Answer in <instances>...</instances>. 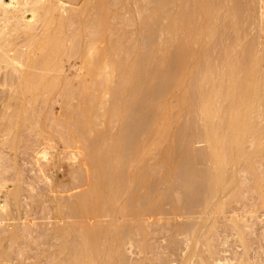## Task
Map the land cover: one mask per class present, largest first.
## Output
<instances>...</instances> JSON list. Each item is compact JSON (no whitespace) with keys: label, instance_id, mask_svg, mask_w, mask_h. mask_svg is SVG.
Segmentation results:
<instances>
[{"label":"bare ground","instance_id":"obj_1","mask_svg":"<svg viewBox=\"0 0 264 264\" xmlns=\"http://www.w3.org/2000/svg\"><path fill=\"white\" fill-rule=\"evenodd\" d=\"M10 1L11 2L9 4H6L4 2V0H0V23H2V25H0L1 26V28H0L1 29L0 30V64H2V62H3V65H2L3 68L2 67L1 68L4 69V63H5V65L10 66L8 68L14 69V70L9 69L10 71L11 70H13V71L18 70L19 73L16 72L17 76H18V74L21 75V76H19L20 81L18 82V84H17L18 86L16 88L17 92L15 91L16 93H18V95L19 94L25 95V97H26L27 94H34V93H40V92H41V95H43V96H44V94L45 95L46 94L51 95V93L55 91L57 85H60L62 82H66V83H62V85L64 84L63 85V87H64L69 82V77L67 78L66 74H65L66 76L63 75L66 78L61 77L59 75L60 74L59 71L64 70V69H61L62 67L60 68V66H62L63 63L60 62L62 60L59 61V59L61 56H62V58L64 55L66 56L67 52H66V54L64 52L66 50H68L67 49L68 44L66 43L67 48L65 47V44H64L66 42V40L63 43V40L66 37V35H65L63 38V35H64L63 34V30H64L63 27L66 24V22H67V24H69V23H72L71 22L72 20L73 21H74V19L77 20V18H76L77 16L75 15L76 13L75 14L73 13L74 16H76L75 18H73L74 16L72 15L73 19L64 15L65 14L64 11L69 9V8H66V7H68V6H66L67 4L65 2H62L61 0H10ZM96 1H98L96 6L94 7L96 9H94L93 11H96V13L98 12L101 14H99L100 16L97 19V17L96 16L94 17V14H93L95 12H92V11L90 12L91 14H93V17L91 15H90V17L95 18V23H94V20L90 18L89 23L91 26H86V27H91V28H90V30L85 29V31H83V33L85 34L86 30H87V32L88 31L91 32V33L88 32L91 35L93 32L92 29H94L93 24H95V28H99V29L98 30L96 29L97 33L94 34L93 36L96 35L95 39L98 40L101 37L104 38L105 34L108 36V34L110 33L109 31H107L109 33H106V31H105L106 28L108 30L110 29V28H108L110 26L109 25L110 21L108 20L109 22L107 23V19L109 18L107 16V10L105 9V11H103V7H105L107 4L106 0L104 1L106 3H104L103 0H96ZM160 1L162 2V4L158 7L155 6V8L156 7L157 8L156 9L154 8L155 11L151 12L152 16L150 15L149 18L152 19V17H153V19H154V20H152V21H154L153 23H156L158 21L161 22L163 19L164 20L166 19L168 21V22L166 21L168 23L167 29L170 32V34L172 35L171 36L172 38L169 37L172 40L171 41L167 40L171 43H168L165 40V42H167L168 44L164 43L165 48L162 47L163 50L160 49V47H159L160 52L158 51L157 48L153 49L154 51L148 50V51H150V52L152 51V52L150 54L146 53L149 56H147L145 54L147 56V58H145V57H143L144 53H140V51H139V47L136 44L137 41L135 42V44H132L133 42L131 43V40H130L131 38H130L127 41V43L125 41V43H126L125 45L121 44V42H122L121 38L123 37L125 39V37H126V34H125V37H124V35H122V37L120 38V36L122 34L121 33L119 36V38L121 39V40H119V42L120 41L121 42L119 43L116 40L117 43H119V44H117L116 41H113V40H112L113 44H112L111 40L109 41L111 43H108L107 41L109 39L106 40V35H105V40L103 38L100 39L102 42L101 48L97 47L98 49L96 48L97 50L96 51L94 50V52L92 53V54L95 53L94 55H92L91 57H87V59H85V58L83 59V60H87V68H86L87 70L86 71H88L87 74L91 78V79L89 78L90 79L89 81L92 82V84H91L92 86L89 85L91 88L87 87L90 90V92H89L90 94L88 95L89 96L88 99H90V96H91L92 97V101H91L92 103L91 102L86 103L89 105L87 106L85 104L86 107H84L85 109H83V111H81L82 108H80L81 110L79 109L81 111V115L79 113L80 111L78 113H79L80 117L82 116V118H79V120H78L77 117H79V115L78 116L76 115L77 119H75V120H77V121H74V120L73 121L76 122L77 125H75L76 126L75 127L73 124V126H74V128H77L78 130L80 129V131L82 133L77 130V132H80L79 134H82V135L86 134L87 135V137H86V135H84L85 138L87 139V140H85L86 142H88V141L92 142V143H90V148H91L90 153H92L91 154L92 158L91 157L90 158L92 160V162H91L93 164L92 166H94V169H92V173L94 171V174H92L93 177L91 175L92 182H90L91 179L89 180V178H88V180H89L88 182H90V184H88V186H85L86 188H88L89 191L85 190L86 188L83 189V190H85V192L82 191L83 194L80 193V196L78 195V199L76 197L75 199H77V200L74 202L71 201L72 204L70 203V206L68 205L69 209H71V211H72V216H73V213H75L74 218L75 219L77 218L78 221L77 222L75 221L74 225L65 226L66 224L65 225L61 224L63 222V220H62V222H58L54 225V227L56 226L55 233H57L55 235H57V237L60 238L62 242H59L61 244L57 243V244H59L58 253H56V255L53 257V258H55V260H52V261H54V262L56 261V263H53V264H124V263L128 262L126 260L127 258L125 259V262H124V257H126L127 255L124 256L125 252H123V251H124L125 243L127 244L129 242L128 240L131 239V237H130L131 229L133 228L134 224L137 225V226L135 225L134 227H137L138 230L142 229L141 227H143V224H144L143 222H145L142 220H144V217H147L146 215H148L149 217L151 216L152 212L154 211V210L152 211V205L156 203V200H152V198H150L151 196H149V195H148L149 196L148 198L147 197L144 198L145 202L147 201L150 204L147 207V212L140 214V216H138L139 214L137 215L138 217L136 219L139 218V220L137 221L138 223L135 222L133 224V226H132V224H129L130 219H128L127 217H129L131 215L134 216L136 213H139L136 210L138 205L135 206V203L139 204V201H140V204L142 203V205H141L142 208H144L145 205L148 204L147 202H146L147 204L143 203L144 200H143L142 195H141L142 196V198H141V196H139L137 193H135V190H136L135 184H142V185H144V187H146L147 190H151L152 187H154L153 186L154 183L157 181L156 178H154L153 176H150L149 171H148L149 169L147 170V167L149 168V166H146L147 163L144 164L146 161L147 154L149 153L151 147H152V150H154V148L158 149V147H159L158 145L161 146V144H164V143L166 144L167 148L164 149L165 150V152H163L164 156L163 155L162 156H163V160L165 161V163L166 164L168 163V166L169 165L171 166V167H169L171 169H172V165H175L177 160H179L181 163L186 162L184 164L187 166H190V167L193 166L194 164L196 165V163H203V164H206L208 166L206 168V171H205L206 172V176H205L206 181H204L205 183L204 182L201 183L200 181L197 182V183L204 184L203 189L200 186L201 187L200 189L203 190V192L201 194L202 195V201H199V203L201 202L202 204L198 205V210H197V208H196V210L194 209L195 207H197L195 201H194L195 207L192 206L193 202H192V205H190L191 207H189L188 204H191V203H189V200H187V199L186 200L188 202L181 204V201L183 199V195H187V198L188 197L192 198L193 194L195 195V192L197 190L191 189V186H192V184L194 186L195 182H193V180L197 176H195L192 180L191 176L189 175L188 179L189 178L191 179L190 180L191 183L188 180L186 183H185L186 180L183 181L184 185L183 184L181 185L182 182L179 183L180 184L179 186L181 188H182V186L183 187L186 186L187 189L192 190V191L194 190L195 191L194 193H192V191L187 192L186 191L187 189L183 188L186 190H185V193L181 194L179 192H181L182 189L180 190L179 188H176L180 191L177 192L176 193L177 196L174 197V204H173L174 212L172 211V215L174 213V215L177 218L183 219V221L184 220L185 221L191 220L190 219L191 216L193 217L196 214L200 215V217H197L195 219V220H197L198 223H196V222L193 223V224H196L195 226H193V224H192L193 229H192V227H189V229L185 228V230H184V227H186V225H187V222H184V223H186V225L183 227V229L180 230V232L183 230L184 235H186V236L190 235V237H191V238L189 237L190 240L195 239V241H196V242L194 241L196 244L194 246L195 249L192 252L193 255L192 254L189 255L188 253H185L186 256H184V258H183V264H195V262H193L194 258H199L200 262L196 261L197 264H199V263L200 264H209L208 263L209 261L206 260L208 258H204L203 255L197 254V252H199L197 250V248H198V246H200L199 244L202 243V241H201L202 237H200V238L198 237V234H199L200 230L202 229L201 225L204 222L207 224L210 221L214 224V222L219 217V215L224 214V211L226 210L225 207L227 205V202L225 201V199L230 198V197L232 198L234 192L241 190V187H242L241 184L243 182V181H241V179H242L241 175H243L244 177L246 175L252 176L253 180H252V178L250 180V182H252L251 190H254V192L256 191V193L261 194V197H264V183H263L264 179H262L263 175H261L262 177L260 176V174L257 171V170H259V168H257L258 166L256 167V165L260 163L259 161H264V0H185V2H187V3L189 2L187 9L183 8L182 1H184V0H172L171 3H168L169 1H167V2L162 1V0H160ZM85 3H87V1ZM88 4L94 5L95 3L93 2V4H92V2H91V4L90 3H88ZM108 5H110V4H108ZM138 5H136V6L138 7ZM167 5H169L168 7H172V8L170 9L171 11L167 10V13H166L165 12L166 10L164 9V7H166ZM256 5H258V6L256 7ZM181 6H182V8H181ZM83 8H85V7H83ZM83 8H81V9H83ZM106 8H107V6H106ZM122 8H123V6H122ZM138 8L140 9V7H138ZM138 8L136 9V11L138 10ZM98 10H100L101 12ZM163 10H165V11H163ZM256 10L258 11L257 14L255 13ZM69 11H71V10L69 9ZM82 11H79L80 14L78 15V21L81 20V17L85 14V12L83 14ZM89 11L90 10H88L87 13ZM72 12H74V11H72ZM139 13H140V10H139ZM108 14H110V11H108ZM113 14L114 13H112V15ZM141 14H142V12H141ZM140 15H139V17H140ZM256 15L260 16V17H258L259 18L258 22L260 21L259 22L260 26H259V23L257 22L258 27H260V29L259 28H257V29H259V31L261 32L260 34H262V35H260L259 33H257L260 35V37L257 34L254 36L252 35L255 32V30H253L254 29L253 26L256 25L255 24L256 23L255 21L257 20ZM69 19H72V20H69ZM83 19H86V17ZM111 19H112V17H111ZM76 20H75V22H76ZM86 20H88V19H86ZM91 21H93V23ZM54 22L57 23L56 24L57 26L55 25L57 27L56 29L51 28V26ZM83 22H82V24H83ZM141 22L143 23V21H141ZM150 22L151 21H149V23ZM40 23L42 24L43 33L40 31V29H36V28H39V27H37V25ZM85 24H87V23L84 22V26H85ZM107 24H108V26H107ZM112 24H113V22H112ZM78 25H80V24L79 23L77 24V28H80V26L78 27ZM137 25H140V23ZM71 26H72V24H71ZM142 26H144V25L142 24ZM142 26L140 25L141 29L144 28ZM155 27H156V25H155ZM77 28H76V31H77ZM101 28L104 30H102ZM145 28L147 29V27H145ZM52 29H54V30H52ZM67 29L69 30V28H67ZM100 29H101V31H99ZM112 29H114V27H112ZM37 30L40 31V33L42 34L41 35L42 37L40 35H39L40 37L37 36V34H36V32L38 33ZM83 30H84V28H83ZM94 31H95V29H94ZM145 31H148V30H145ZM149 31H152V33H153L154 30L149 29ZM259 31H256V32H259ZM101 32H103V33H101ZM104 32H105V34H104ZM155 32L156 31H154V33ZM12 33L24 34L26 37V40L29 39L28 40L29 43L32 40L38 39V41H36L37 42L36 44L39 46L40 51L38 50V52L41 54L40 59H38V57L35 59H34V57L32 58L33 54H31V52H32L31 49H34L36 47V45H34L35 47L33 45H31L32 47H34V48H31V46H28L30 44H28V45L26 44L28 41L23 42L26 44L27 49H28V47L31 48V49L27 50L26 52L25 51H19L16 49L14 50L12 47H11L12 49L11 48L9 49V47L12 46V43H13V41H11V38H9ZM147 33H149V32H147ZM154 33H153V36H154ZM101 34L102 35L104 34V35L102 36ZM110 34H112V33H110ZM143 34L141 33V35H143ZM78 35H77V38H78ZM99 35H101V37ZM138 35H140V34L138 33ZM18 36H21V38H22L20 40L21 42H22V40L25 39V38L23 39V37H24L23 35H18ZM12 37H13V34H12ZM14 37L17 38L16 36H14ZM86 37L88 38L89 36L86 35ZM70 38H72V37H70ZM87 38H86V40L88 41L89 38L88 39ZM119 38L117 37L116 39H119ZM18 39H20V38H18ZM18 39H17V41H18ZM74 39L76 40L75 36H74ZM74 39H72V40L74 41ZM92 39L93 40H91V39H89V40H91V42L95 41L94 37ZM124 39H123V41H124ZM17 41H16L15 45L17 43H19V45H20L21 43L17 42ZM70 41L68 40L67 42H70ZM87 41L84 43L86 45V47L84 45H82L85 49L88 46ZM104 42H106L107 44L103 47V45L105 44ZM128 42L130 43V45L128 44ZM23 43H22L23 46L20 45V46H22V48L20 47L21 49L25 48V46H24L25 44H23ZM100 44H99V46H100ZM70 45H71V43H70ZM91 45H93V44L91 43ZM13 47H15V46H13ZM83 47H82V49H83ZM87 49L89 50V48H87ZM93 49H95V48H93ZM75 50H76V47L72 51H75ZM88 50L84 51V49H83L82 51L88 52ZM156 50L158 52H155ZM161 50H162V52H161ZM214 51L218 52V54L216 53L217 55H215ZM10 52H12V54ZM211 52H214V53H211ZM34 53H35L34 54V56H35L36 52H34ZM155 53L156 54L158 53L161 55L159 56L157 54L159 56L158 57L157 55H155ZM86 54L88 55V53H85L84 56ZM59 62L61 64L60 66H59ZM19 67L22 69L24 68V69L23 70L19 69ZM146 68L149 69V72L151 71L152 75H151V73H150V75L144 74V72H145L144 70ZM149 72H147V73H149ZM56 73H59V74H56ZM12 74H14V73H12ZM61 74H62V72H61ZM12 76H14V75H11V77ZM14 77H12V78H14ZM161 78H163L167 81L166 82L163 80L167 84V88H166V84L165 83L163 84L162 88H164V86H165L164 91H162L163 94L161 93L160 85L157 82V81H159L158 79H160L162 81ZM0 80H1V77H0ZM153 80H155L157 83ZM152 81H153V84H152ZM1 82H0V84L2 85L3 82L2 83ZM14 82H16V81H14ZM154 83L156 85L157 84L159 85L158 86L159 89L157 88V86L155 87ZM7 84L9 85V82H7ZM68 85H69V83H68ZM84 86H85V84H84ZM63 87H60V89H64ZM66 88L67 87L65 86V90H66ZM102 88H103V90H102ZM85 89H86V87L83 88L82 91L80 90V92L81 93L82 92L88 93L89 90L87 91ZM7 90H9V89H7ZM158 90L160 91L161 94L158 92ZM12 91H13V89H12ZM56 91H59V88ZM99 91L102 92V93H100L101 95H103L102 97H104V96H108V97L110 96L111 97V99L113 100V101L111 100V102H113L111 109L108 110V107H110L111 104L105 105L101 102L103 99L99 97L100 96L98 94ZM75 92L77 93L78 91H75ZM80 92H79V94H80ZM103 92L105 95L103 94ZM70 93L68 94V97H69ZM56 95H57V92H56ZM71 95H73V94L71 93ZM97 95L100 99H102L101 101L99 100V98H97ZM63 96H64V94H63ZM145 96H147L148 101H150L149 103H152V104L147 105V106L150 107L152 105L154 107L153 108L151 106L154 110L153 117L151 116L152 114L150 113L151 114L150 120H152V118H153V120L152 121L146 120V123L144 122L145 117L142 116L143 111L147 108V107H145L146 104H149L145 100V98H146ZM18 97L19 96H17V98ZM22 97H24V96H22ZM38 97H41V96L38 95L37 99H38ZM76 97H77V95H76ZM149 97H150V99H153V100H149ZM29 98L30 97L26 98V100ZM94 98L95 99L97 98L96 100H99L101 102L100 105L97 104V109H100V107L103 108L104 105L108 106L107 108L105 107L103 109L104 112H105V110H107L106 113H104V116H106L108 119V122L111 121L113 125L115 123L121 124L120 127H121L122 131L124 130L123 127L124 128L126 127L125 124L126 125L129 124V123L127 124L128 121L126 122V119H128L130 117L128 120L131 121V117H136L137 114H139L138 117H141V116L143 117V118H140L143 120L138 121V123H139L138 127H137L138 129H139V126L141 128L144 123H145L144 127L146 126L147 123L149 124V125L147 124L148 126H146L145 128L142 127L140 129V131L142 129H144L142 131H145V130L147 131L148 130L147 127L150 126L149 130L147 131L148 134L147 133L145 134V136H147V138H145V139L143 138V140H142L141 136H139V138L141 140L139 139L140 141L138 140V143H136L135 138L137 137L138 133H137L136 137H134L133 141L135 140L134 142H135V145H137V146H136V148L134 147V149H133L134 151L130 149L132 152V155L129 158H127L129 161H127V159L125 160L126 162L124 161L126 164L125 167L122 165V162L119 163V158H120L121 154H119V158H118V154H116V153H119L118 151H120L119 150L120 149V146H119L120 142L114 143L115 142L114 141L113 142L114 144L111 147H110L111 144L108 145V143H107V146H108L107 148L104 146H103L104 148H102L100 146L101 144H100L99 140L101 139V137H100L101 135L100 136L97 135V134H100L99 131H98V133L94 132V127L97 124V123L94 124V122H96L95 119L97 117L92 116V113H93V109H95V108L91 107L92 112L90 109V106L93 103H95ZM138 98H139L140 102H138V104H137V101H135V100H138ZM47 100H48V97H47ZM72 100H73V98H72ZM81 100H82V97H81ZM143 100L146 102V104L143 103ZM173 102L176 104V106H179V108H182V110H185L184 112H187V114L191 116V120H194V123H195L194 127L195 128H193V126H189V127H187L188 130L193 131V133H194V131L196 132V130H197V131H199V133L197 132V133L190 135V132H188V134L186 133L187 134L186 138H182L180 136L185 137L184 136L185 133L184 134L182 133V135H181L180 134L181 131L179 132L177 130V132L180 134L178 136V133L174 130L175 126L177 128V125H178V124L176 125V122L173 120V119H175V118H173L175 115H173V117H171V113H173L172 110L175 111V109H173V107L175 105V104H173ZM96 103L93 104L92 106L95 105V107H96ZM132 103L133 104L136 103L134 105L136 107L131 106V105H133ZM15 104H17V103H15ZM29 105H30V103H29ZM41 105H43V103ZM60 105H62V104H60ZM21 107H22V105H21ZM39 107H40V105H39ZM22 109H23V107H22ZM176 109H177V107H176ZM32 110H33V108H32ZM39 110H41V109H39ZM149 110H150V108H149ZM17 112H19V111H17ZM100 112L103 113L101 110H100ZM22 114H24V111ZM58 114H59V111H58ZM94 114H95V111H94ZM173 114H175V113H173ZM24 116H26V115H24ZM57 117H59V115ZM92 117H93L94 121L92 120ZM13 118H15V117L13 116ZM20 118H21V114H20ZM183 118H184V115H183ZM63 119L65 120V118H63ZM72 119H74V118H72ZM21 120H19V121L20 122L24 121L23 118H21ZM64 120H63V122L60 123L61 126L59 125V127L61 128L64 125V127L68 131L67 134H70V137L72 136V138H73L75 136L74 132L76 130H74V128H71V126L69 127L68 122L67 121L64 122ZM181 120L182 119L180 118V121ZM35 121H33V122H35ZM69 122H70V119H69ZM111 122H109L110 126H111ZM140 122H142L141 125H140ZM150 122H151V124H150ZM35 124H36V122H35ZM78 124L83 125V127L80 125H79L80 126L79 127ZM27 127H29V126H27ZM30 127H32V126H30ZM129 127H130V125H129ZM135 127H136V125H135ZM127 128H125V130ZM192 128L195 130H192ZM66 129L64 130L62 128V130H64V132H67ZM112 129H113V127H112ZM128 129H130V128H128ZM28 130H30V129H28ZM125 130H124V133H125ZM86 131H87V133H86ZM128 131H130V130H128ZM133 131H135V130H133ZM133 131H130V134ZM140 131L138 130V132H140ZM106 132H108V131H106ZM126 133L124 134L125 136H126ZM39 135H40V133H39ZM88 135H89V137L91 136L90 137L91 139L88 137ZM119 135L120 134H118L119 138H117V141L120 140L121 136L124 137V135H120V136ZM142 136H144V133L142 134ZM66 137H69V136L66 135ZM66 137H65V139H66ZM98 137H99V139H98ZM111 137H112V135H111ZM195 137L203 138V141L206 143V148L203 151H197L196 149L193 148V146H195L194 145ZM92 138H97V139H92ZM180 138H182V139H180ZM112 139H114V138L112 137ZM112 139H110V140H112ZM196 139H195V142H196ZM51 140L53 141V139H51ZM69 140L70 139H68L67 141H69ZM73 140H74V138H73ZM76 141H77V138H76ZM197 141H198V139H197ZM111 142L112 141H110L109 143H111ZM123 142H124V140L122 141V143ZM98 143H99V146L101 147V149L99 146H97ZM93 144H94V146H93ZM50 146H51V144L49 145V147ZM122 146L123 145H121V150L123 148ZM93 147H95V148H93ZM132 147L133 146H131V148ZM126 149L128 150V147ZM66 150H68V149H66ZM128 152L131 154V152L129 150H128ZM69 155H71V153H69ZM126 155L124 154V158ZM4 158H6V157H4ZM121 158H123V157L121 156ZM120 160L123 161L124 159H120ZM159 160H161V159H159ZM39 161H41V160H39ZM39 161H37V162H39ZM75 162H76V159H75ZM78 162H80V161H78ZM127 162H128V164H127ZM158 162H161V161H158ZM177 163H178V161H177ZM119 164L122 165V169H121V166L119 167ZM166 164L164 167L167 166ZM262 164H263V162L259 166H261ZM158 165L155 164V166H157V167H158ZM39 166H40V163H39ZM166 169H168V168H166ZM171 169H169V171H171ZM0 170H1V168H0ZM172 171H173V169H172ZM1 173L2 172L0 171V174ZM47 174L46 175L44 174L43 177L46 178L45 176L49 175V174L48 175ZM71 174H72V172H71ZM90 174H91V172H90ZM153 174H154V172H153ZM194 174H195V172H194ZM173 175H175V174H173ZM203 175L204 174H202V176ZM50 178H52V177H50ZM50 178L47 177L46 179L51 180ZM78 179H79V177H78ZM201 179L203 180V178H201ZM195 180H197V179H195ZM246 181H248V180H245V182ZM187 183H190L191 186L189 184L185 185ZM156 184H157V182H156ZM175 184H176L175 185V187H176L178 185V183H175ZM243 184H244V182H243ZM2 185L3 184L0 181V189L2 188ZM80 186H82V185L80 184ZM90 186H91V188H90ZM121 186H125V187L127 186V189H126L127 192L128 193L131 192L130 196L133 195L132 196L133 198L130 200L129 204L127 202L126 203L124 202L125 200L128 201V199H125L123 201L124 197L123 198L121 197L122 194H125V192H126V190L124 192L120 191ZM64 188H66V187H64ZM77 188H80V187H77ZM131 188H134V189H131ZM176 189H174L175 192H176ZM80 190H82V188H80ZM65 191H66V189H65ZM65 191H63V192H65ZM72 191H73V189H72ZM13 192H15V191H13ZM13 192L10 194H11V196H13L15 198L16 194ZM79 192H81V191H79ZM74 194L77 195L78 194L77 191ZM241 194H242V192H241ZM105 195L109 198L106 199ZM197 195H195V197H197ZM66 196H67V194H66ZM198 196L200 197V194ZM5 197L8 198V196H5ZM103 198L105 200H108V203L106 202L108 205L106 203H104ZM134 198L136 199L135 203L133 202V201H135ZM68 199L70 200V197ZM141 200L143 202H141ZM172 202H173V200H172ZM236 202H238V201H236ZM5 203H4L5 205H2V206L0 205L1 206L0 212L3 211V213H4V211H7V210L10 212V210L8 209V206H7L9 202L8 203L5 202ZM186 206H188V207H186ZM235 210H237V209H235ZM251 210H254V209H251ZM250 214H252V213H250ZM102 215L107 216L108 218L109 217L111 218L109 223L105 224L103 222V220H102V222L104 224L99 223L98 220H96V222L92 223V220L99 219V217H101ZM186 216H188V217H186ZM189 216H190V218H189ZM253 217H251V218H253ZM6 218L8 219V217H6ZM7 219H5V220H7ZM2 220H3V218L1 219L0 224H2ZM66 220H67V217H66ZM123 221H125V222H123ZM243 221H244V219H243ZM189 222H191V221H189ZM10 223H12V222H10ZM73 223H74V221H73ZM184 223H183V225H184ZM236 224L234 226L238 227ZM190 225L191 224L188 223L187 226H190ZM207 226H209V225H207ZM239 226H240V223H239ZM27 227H29V226H27ZM30 227H32V226H30ZM209 227H211V226H209ZM245 228H244V230H245ZM1 230H2V228H1ZM52 230H54V229H52ZM133 231H134V228H133ZM145 231H146V229H145ZM232 231L234 232V230H232ZM72 233L77 235V237L74 236V238H73L74 241H75V238H77L75 241L76 243L73 244L74 248L71 245V241H70V246H69V244L66 243L67 241L65 240ZM188 233H190V234H188ZM243 234H244L243 229L239 228L238 235H239L241 241H243V243H245V241L243 239V236H244ZM10 236H11V239H14L17 236V233L12 232ZM71 236L73 237V235H71ZM1 239H2V237L0 238V241H1ZM186 239H188V238H186ZM16 242H17V240H16ZM194 242H192V243H194ZM66 244H68V245H66ZM132 244H133V242H132ZM225 244H227V243H225ZM27 246L30 247V245H27ZM184 246H185V244H184ZM206 246L209 249L210 243L207 242ZM13 247H14V245H13ZM68 247H69V250H68ZM70 248H71V250H70ZM187 248H189V246H187ZM201 248H203V247H201ZM25 250H26V248H25ZM224 250H226V248ZM21 252H23V250ZM190 252H191V249H190ZM63 253L66 254V255H64V258H62L60 255ZM217 253H218V251H217ZM182 255H183V252H182ZM247 256H248V254H247ZM214 258H216V257H214ZM224 259H222V260H224ZM229 259L230 258L227 257V259H225V261H222L220 258H218V259H214V261H218V262H220V264H231V262H233V261L231 259L230 260ZM251 261H252V259H251ZM7 262H8V260H7ZM23 263H24V261H23ZM170 263L173 264L174 262L170 261ZM255 264H258V263H255Z\"/></svg>","mask_w":264,"mask_h":264},{"label":"rangeland","instance_id":"obj_2","mask_svg":"<svg viewBox=\"0 0 264 264\" xmlns=\"http://www.w3.org/2000/svg\"><path fill=\"white\" fill-rule=\"evenodd\" d=\"M61 1L65 2L67 4L66 6H68L66 8H69L71 10V11H69V9L65 10L66 12L64 11V13H65V14L63 13L64 15H66L67 17L72 18L74 16V14L76 13L75 15L77 16V17L76 16L73 17V18L76 17L77 20L74 19V21H73L72 20L73 18L69 19V20H72L71 21L72 23L67 24V22H66V24L63 27L64 28V30H63V34H64L63 38L66 35V37L63 40V43L66 40V42L64 44H65V47L68 44L67 45L68 48L66 47L68 50H66L64 52L65 54L67 52L66 56L64 55L63 58L61 56L60 59H59V61L62 60L60 62L63 63L62 66H60L61 64L59 62V66H60V68L62 67L61 69H64V70L63 71L62 70L59 71L60 74L56 73V74H59L61 77H64L63 75H65V74L67 75V76L65 75L67 78L69 77V82H68L69 85H68V83H67L68 86L65 85L68 89L66 88V90H65V86L63 87L64 84L62 85V83H66V82H62L60 85H57V87L59 88V91H56L58 89L56 87L55 91L52 92L51 95L50 94H46V95L44 94L45 97L43 95H41V92L40 93H34V94H27L26 97H25V95H20V94L18 95V93H16L17 92L16 88L18 86L17 85L18 82L20 81L19 76H21V75L18 74V76H17L16 72L19 73L18 70L13 71L14 69L13 68H8L10 66L5 65V63H4V69H2L3 68V66H2L3 62H2V64H0V68L2 67L0 69V77H1L0 82L1 81L3 82L2 85L0 84V125H1L0 126V168H1L0 171L2 172L0 174V181L3 184L2 188H1L2 190L0 189V205L2 206V205L6 204L5 202H7V203L9 202L7 206H8V209L10 210V212H11L10 213L8 210H7L8 212L7 211H4V213H3V211L0 212V217H1L0 218V222H1V219L3 218L2 224H0V238L2 237V239L0 241V264H26V263L27 264L28 263L29 264H53V263H56V261L54 262L52 260H55V258H53V257L56 255V253H58V247H59V244H61L59 242H62V241H61L60 238L57 237V235H55L57 233H55L56 226L54 227V225L56 223H58V222H62V220H63V222L61 224H63V225L66 224L65 226L74 225L75 221L76 222L78 221L77 218L76 219L74 218V214L75 213H73V216H72V211H71V209H69L70 203L72 204L71 201H73V202L76 201L78 199V195L80 196V193L83 194L82 191L83 192H85V190L89 191L88 188H86L85 186H88V184H90V182H92L91 175L94 174V171L92 173V169H94V166H92L93 164L91 163L92 162V160H91V158H92L91 154L92 153H90L91 152L90 143H92V142L91 141L90 142L89 141L88 142L85 141V140H87L85 138V136H84V135H86V134H84L85 132L83 133L84 135L79 134L81 131H80V129L78 130L77 128H74V126L77 125V123L74 122V121H77V120H75L77 118H78V120H79V118H82V116L80 117V115H81V111H83V109H85L84 107H86L85 104L92 101V97L91 96H90L91 100L88 99L89 98L88 95L90 94L89 93L90 92L89 88H91L90 86H92L91 85L92 82L89 81L91 78L87 74L88 71H86L87 70L86 69L87 68V60H83V59L84 58L87 59V57H91L92 55L95 54V53L92 54L94 52V50L96 51L99 47L101 48L102 42H101L100 39H102L103 37H101L102 34L99 35L101 38L99 37L100 39H98L99 40L98 41V40L95 39L96 35L93 36L94 34L97 33L96 29L97 30L99 29V28H95V24H93L95 31H94V29H92L93 32H92L91 35L89 34V33H91L90 31H88L89 33L87 32V30H90L91 27H86V26H91L90 23H89L90 22L89 19L91 18L90 15L93 17V14H94V17L96 16L97 19H98L99 16H100L99 14H101V13H98V12L96 13V11H93L94 9H96L94 7L96 6V4L98 2L96 0H61ZM86 1H87V3H85ZM104 1L105 0H103V2ZM162 1H166V2L169 1L168 3L172 2V0H162ZM4 2L6 4H9L11 1L10 0H4ZM91 2H92V4H93V2L95 4L94 5H89L88 3L91 4ZM106 2H107L106 6H107L108 9L105 6V7H103V11H105V9L107 10V16L110 18V19L109 18L107 19V23L110 21V23H109L110 26L108 27L110 29L108 30L106 28L105 31H106V33H109V32L112 33V34L109 33L108 36H107L105 34V32H104V34L106 35V40L109 39L107 41L108 43H111L112 40L113 41L117 40L119 42V40L122 39L121 40L122 42L121 41L120 42H121V44L125 45L127 43V41L131 38L130 40H131V43L133 42L132 44H135V42L137 41L136 44L139 47V51H140V53H144L143 57H145V58H147V56H149V55H147L148 53L150 54L152 52V51L150 52L148 50H153V49L157 48L158 51H159L160 49H162V47H164V43L165 44L167 42L171 43L169 41L172 40L171 39L172 35L170 34V32L167 29L168 28V23H167L168 21L166 19L164 20L162 18L163 20L161 22H159V21L156 22L155 21L156 23H153L154 22V21H152V20H154L153 17H152V19L149 18L150 15H151V12H154L155 9L162 4V2L160 0H158V1L157 0H108V1L106 0ZM106 2H104V3H106ZM134 3L135 4L137 3L136 5L139 4L138 7H140V9ZM188 3L185 2V0L182 1V5H183L184 9H187ZM108 4H110V5H108ZM121 5L123 6V8H122ZM79 6L81 8L85 7V8H83L84 10L81 9ZM155 6H157V7L155 8ZM168 6L169 5L164 7V9L166 11L163 10L166 13H167V10L169 11L172 8V7H168ZM257 6L258 5H256V7ZM137 8H138V10L136 11ZM181 8H182V6H181ZM88 10H90V11L87 13ZM139 10H140V13H139ZM257 10L255 12L256 14L258 12ZM72 11H74V12H72ZM79 11H82L83 14L85 12L84 15L82 14L83 16L81 17V20H79L80 22L78 21V15L80 14ZM91 11L95 12V13L91 14L90 13ZM98 11H100V10H98ZM108 11H110V14H108ZM141 12H142V14H141ZM112 13H114L115 15L114 14L112 15ZM139 15H140V17H139ZM85 17L89 21L86 20V19H83ZM111 17H112V19H111ZM258 17H260V16L259 15L257 16V20L255 21L256 25L253 26V28H254L253 30H255V32L253 31L254 32L252 34L253 36L256 35L257 33H259V34L261 33L259 31L260 27H258V25H257V22L259 20ZM91 19H93L94 23H95V18H91ZM75 20H76V22H75ZM83 21L86 22L87 24L88 23L89 24L88 25L85 24V26H84V22ZM141 21H143V23ZM149 21H151V22L149 23ZM77 22L80 24V25H78V27L80 26V28H77V24H78ZM82 22H83V24H82ZM91 22L93 23V21H91ZM112 22H113V24H112ZM139 23H140L141 26L143 24L144 26H142V27H144V28L141 29L140 25H137ZM56 24L57 23L54 22L52 24L51 28L56 29L57 28ZM71 24H72V26H71ZM0 25H2V23H0ZM155 25H156V27H155ZM107 26H108V24H107ZM111 26L114 27V29H112ZM259 26H260V23H259ZM37 27H39V28H36V29H40V31L43 33L42 24L41 23L38 24ZM66 27L69 28V30ZM145 27H147V29ZM0 28H1V26H0ZM76 28H77V31H76ZM83 28H84V30H83ZM257 28H259V29H257ZM54 29H52V30H54ZM85 29H87V30H86V33L84 34L83 31H85ZM101 29L99 31H101ZM149 29L156 31L155 33L153 31L154 36H153L152 31H149ZM102 30H104V29H102ZM145 30H148V31H145ZM37 31L39 33L38 34L36 32L37 36H39V35L41 36L42 34L40 33V31L39 30H37ZM107 31H109V32H107ZM256 31H259V32H256ZM147 32H149V33H147ZM101 33H103V32H101ZM138 33L140 35H138ZM141 33L142 34L144 33V34L141 35ZM12 34H13V37H12ZM12 34H11V36L9 38H11V41H13V43H12V46L9 47V49L12 47L14 50L16 49V50H19V51H25L26 52L27 50H29L31 48H34L35 47L34 45H36V47L34 48L36 51L34 49H31V51H32L31 54H33V56L32 55L31 56H32V58L34 57V59L37 58V57H38V59H40V55L41 54L38 52L39 46L36 44L37 43L36 41H38V39L37 40H32L29 43V41H28L29 39L26 40V37H25L24 34H22V33L21 34L20 33H15V34L12 33ZM120 34H121V36H120ZM125 34H126V37H125ZM259 34H257V35H259ZM18 35H23L24 36L23 39L24 38L25 39L22 40V42H21L20 40L22 38H21V36H18ZM77 35H78V38L81 41L77 38ZM86 35L89 36L88 38L91 39V40H93L92 38L94 37L95 41L91 42V40H89L86 37ZM105 35H104V38H103L104 40H105ZM122 35H124L125 39L122 37ZM260 35H262V34H260ZM260 35H259V37H260ZM14 36H16L17 38H15ZM74 36H75L76 40L74 39ZM119 36H120V38L121 37L122 38L120 39ZM70 37H72V38H70ZM117 37L119 39H116ZM169 37H171V38H169ZM18 38H20V39H18ZM86 38L88 39V41L86 40ZM17 39H18V41H17ZM72 39H74V41ZM123 39H124V41H123ZM68 40L69 41L71 40V41L67 42ZM110 40H111V42H109ZM165 40L166 41L169 40V41L165 42ZM16 41L20 42L21 43L20 45H22L23 42L28 41L26 44L27 45L30 44L28 46L33 45L34 47L31 46V48L28 47V49H27L26 44L23 43V44H25L24 45L25 48L23 47L24 49H21L23 45L20 46L19 43H17L15 45ZM86 41H87V45H88L87 48H89V50L87 48L85 49L82 46V45H84L86 47V45L84 44ZM117 41H116V43H117ZM125 41H126V43H125ZM70 43H71L72 46L70 45ZM91 43L93 45H91ZM104 43H103L104 44L103 47L107 44L106 42H104ZM119 43H117V44H119ZM99 44H100V46H99ZM112 44H113V42H112ZM128 44L130 45L129 42H128ZM13 46H15V47H13ZM75 47H76V50L72 51L73 49H75ZM82 47H83L84 51L88 50V52L82 51L83 50ZM92 47L95 48V49H93ZM159 47H160V49H159ZM162 50H161V52H162ZM158 51L156 50L155 52H158ZM34 52H36L35 56H34V54H35ZM214 52H211V53H214ZM10 53L12 54V52H10ZM83 53L84 54L88 53V55L86 54L87 56L86 55L84 56ZM216 53L218 54V52H215L214 54L217 55ZM157 54L155 53V55H157ZM158 55L160 56L161 54H158ZM9 69H13V70H11L12 72ZM19 69H22V68L19 67ZM146 69L145 70L143 69V70L146 73L149 72V69H147V70ZM61 72H62V74H61ZM145 72H144L145 75H150V73H151V71L149 73H147V74ZM12 73H14V74H12ZM11 75H14V76L16 75V76L15 77L12 76V77H14V78H12ZM151 75H152V73H151ZM66 77H64V78H66ZM161 79H162V81L160 79H158L159 81H157V82L160 85L161 93H162V91H164L165 86H164V88H162V87H163V84L165 83L164 81H166V80L163 79V78H161ZM14 81H16V82H14ZM153 81H155V80H153ZM153 81H152V84H153ZM7 82H9L10 86L7 84ZM84 84H85V86H84ZM158 84L157 85L155 84V87L157 86V88L159 89V87H158L159 85ZM59 86L63 87L64 89H60ZM85 87H86L85 90H87V91L89 90L88 93L87 92H84V93L82 92L81 93L80 90L82 91V89L85 88ZM87 87H89V88H87ZM166 88H167V84H166ZM7 89H9V90H7ZM12 89H13V91H12ZM102 90H103V88H102ZM75 91H78V92L76 93ZM100 91H99L98 94L100 95L99 97L102 98L103 100L100 99L98 97V95H97V98H99L100 101L102 100L101 102L103 104H105V105L106 104L107 105L111 104V106L108 107V106L104 105L103 108L99 106L100 109H97V104L98 105L101 104V102L99 100H96L97 98L96 99L94 98V102L95 103L97 102L96 103V107H95V105L92 106L95 103H93L92 105L90 104L91 105L90 109H91V107L95 108V109H93L92 116H96L97 117V118L95 117L96 118L95 119L96 122H94V124L95 123H97V124L94 127V132L98 133V131H99L100 134H97V135H99V136L101 135L100 136L101 139L99 140V142H100V144H101L100 146L102 148H104V147L107 148L108 147L107 143H108V145L111 144L110 145V147H111L114 143L120 142L119 143V146H120L119 150L120 151H118L119 153H116V154H118V158H119V154H121L120 158H119V163L122 162V165L125 167L126 166V164H125L126 161L125 160L132 155L131 150H133L134 147L136 148L137 145H135V142L138 143V140L140 139L139 136H141L142 140H143V138L144 139L147 138V136H145V134L149 130L150 126L147 127L148 128L147 131L146 130L142 131V130H144V129H142L141 130L142 132H141L140 129L142 127H144V124L146 123V120L147 121L148 120L149 121L153 120V118H152V120H150V117L151 116L153 117V113H154L153 108L154 107L152 105L151 106L153 108L151 106L150 107L147 106V105H150L152 103H149L150 101H148L147 96H145L147 98V99L145 98V100L147 101V103H149V104H146V102L143 100V103L146 104V106L145 105L144 106L147 107L145 110L143 109L144 110L143 111L144 115L142 114V116L145 117L144 118L145 119L144 120L145 123L142 121L144 124H143V126L141 128L139 126V129H138L137 128L138 124H139L138 121L139 120L140 121L143 120V119H140V118H143V117L142 116L138 117L139 114H137V113H136L137 114L136 117H131V121L128 120L130 118L129 117L128 119H126V122L128 121L127 124L128 123L129 124L128 125L125 124V126H126L125 128L128 127L130 129L127 128L125 130V128L123 127V129L125 130V133L127 132L126 136H125L124 135L125 134L124 130L122 131V129L120 127L121 124L115 123L113 125L112 122L109 121V122H111V126H110V123L108 122L107 117L104 116V113H106L107 110H105V112H104L103 109L105 107L106 108L108 107V110L111 109L113 102H111L112 99H111L110 96L109 97L108 96L102 97L103 95L100 94V93H102ZM56 92H57V95H56ZM68 92L69 93L71 92L73 95H71V93H70V95L68 97V94H69ZM79 92H80V94H79ZM158 92L160 93L159 90H158ZM63 94H64V96H63ZM103 94H104V92H103ZM38 95H40L41 97H38V99H37ZM76 95H77V97H76ZM17 96H19L20 98L19 97L17 98ZM22 96H24V97H22ZM28 97H30V98L26 100V98H28ZM47 97H48V100H47ZM81 97H82V100H81ZM72 98H73V100H72ZM149 100H153V99H150V97H149ZM135 101H137V104H138V102H140L139 98H138V100H135ZM14 102L17 103V104H15ZM29 103H30V105H29ZM42 103H43V105H41ZM60 104H62V105H60ZM135 104L136 103H134L131 106L136 107V106H134ZM173 104H175V103L173 102ZM21 105H22L23 109H22ZM39 105H40V107H39ZM86 105L88 106L89 104H86ZM176 107H177V109H176ZM32 108H33V110H32ZM80 108H82V110ZM149 108H150V110H149ZM39 109H41V110H39ZM173 109H175V111L172 110V112L175 113V114L171 113V117H173V115H175L173 117L175 119H173V120L176 122V125L178 124L177 128L175 126L174 130L176 132H177V130L179 132L181 131V133H180L181 135H182V133L183 134L185 133L184 134L185 137H183V136H180V137L186 138L188 132H190V135L194 134V133H197V132L199 133V131H197V130H196V132L194 131V133H193V131H189L188 130L187 127H189V126H193V128H195L194 127L195 123H194V120H191V116L188 115L187 112H184L185 110H182V108H179V106H176V104L174 105ZM22 110L24 111V114H22L23 113ZM100 110L103 113H101ZM17 111H19V112H17ZM58 111H59V114H58ZM94 111H95V114H94ZM78 112L80 113V115H79ZM91 112H92V109H91ZM20 114H21V118H23V120H24L23 122L19 121V120H21ZM182 114L184 115V118H183ZM24 115H26V116H24ZM58 115H59L60 118L57 117ZM76 115L77 116L79 115V117H77ZM13 116L15 118H13ZM62 117L65 118V120ZM72 118H74V119H72ZM180 118L182 119L181 121H180ZM69 119H70V122H69ZM63 120H64V122L65 121L68 122L69 127L71 126V128H74V130H76L74 132L75 136L73 135L74 136L73 137L74 140H73L72 136L70 137V134H67L68 131L64 127V125H63L64 123L62 124L63 126L61 128L59 127V125L61 126L60 123L63 122ZM92 120H93V117H92ZM33 121H35L36 124ZM142 122H140V125H141ZM73 124H74V126H73ZM147 124H146V126L149 125V124L148 125ZM150 124H151V122H150ZM79 125L80 124H78V126ZM129 125H130V127H129ZM135 125H136V127H135ZM27 126H29V127H27ZM30 126H32V127H30ZM80 126L83 127V125H80ZM112 127H113V129H112ZM27 128L30 129L31 131L28 130ZM62 128L64 130L66 129L67 132H64V130H62ZM193 128H192V130H195ZM77 130L80 131V132H77ZM128 130H130V131L135 130V131L131 132V134H130V131H128ZM138 130L141 133L138 132ZM87 131H86V133H87ZM106 131H108V132H106ZM39 133H40V135H39ZM137 133H138V135H137ZM143 133H144L145 137L142 136ZM118 134L124 135V137L121 136L120 140L117 141V138H119ZM180 134L178 133V136ZM66 135H68L70 138L66 137ZM111 135H112V137L114 139H112ZM136 135H137V137H136ZM65 137H66V139L68 138L70 140L67 141L68 139L66 140ZM86 137H87V135H86ZM88 137H89V135H88ZM134 137H136L135 138L136 141L134 140L135 142L133 141ZM76 138H77V141H76ZM182 138H180V139H182ZM196 138L197 137H195V139ZM51 139H53V141ZM92 139H97V138H92ZM98 139H99V137H98ZM110 139H112V140H110ZM195 139H194V145L195 146L192 145L193 148L196 149L197 151H203L206 148V143L203 141V138H201V137L199 138L198 137L197 138L198 141L196 139V142H195ZM121 140L122 141L124 140L125 143L124 142L122 143ZM110 141H112V142L109 143ZM50 144H51V146L49 147ZM120 144L123 145L122 146L123 147L122 150H121V145ZM93 146H94V144H93ZM97 146H99V143H98ZM131 146H133V147L131 148ZM158 146H157L158 149L154 148V150H152V147L150 148V151L147 154L146 161L144 163V164L147 163L146 166H149V168L147 167V170L149 169L148 171H149L150 176H153L154 178L157 179V181H156L157 184L155 182L154 185H153L154 187H152L151 190H147L146 187H144V185H142V184H135V189H136L135 193H137L139 196L142 195L143 196V200H144V198H146V197L148 198L149 196H151L150 198H152V200H156V203L152 205V211L153 210L154 211L152 212V214L150 216L151 218L148 215H146L147 217H144V220H142V221L146 222V223L143 222L144 223L143 224L144 228L141 227L142 229L138 230L137 227H134L136 225L134 223L139 220V218L138 219H136V218L138 216H140V214L146 213L147 212V207L150 204H149V202L146 201L148 203L147 204L145 202V200H144V202L141 200V202H143L144 204H147V205H145L144 208H142V206H141L142 203L140 204V201H139V204L135 203L136 199L134 198L135 201H133V202L135 203V206L138 205L136 210L139 213H136L134 216L131 215L132 217L131 216L127 217L128 219H130L129 224H132V226L134 224V226H133L134 231H133V228H132L131 232H130L131 239L129 238L130 239V240H128L129 242L127 241L128 243L127 244L125 243V245H124L125 247L123 246L124 247V251L123 252H125L124 256L127 255L126 257H124V262H125L126 258H127L126 260L128 261V262H126L124 264H130V263L131 264H168V263L171 264L170 261L174 262L173 264H183V258H184V256H186L185 253H188L189 255H191V254L193 255L192 252L195 249L194 248V246L196 244L195 243L196 242L195 239L190 240L189 239L190 235L186 236V235L183 234V230L181 232H180V230L183 229V227L186 225V223H184V222H187V225H188V223L191 224L190 226L186 225V227H184V230H185V228L189 229V227H192L193 223H195V222L198 223L197 220H195V219L197 217H200V215L196 214L193 217L191 216V218L189 216V218L191 219L189 221H191V222L185 221V220L183 221V219L177 218L174 215V213L172 215V211L174 212V210H173L174 197L177 196L176 193L179 192L181 189H182L181 192H179L181 194L185 193V190L187 189L186 186L185 187L182 186V188H181L179 186L180 185L179 183L182 182L181 185L182 184L184 185L183 181L186 180L185 183L187 182V180L190 181L191 179L190 178L188 179L189 175L191 176L192 180H193V178L195 176H197V177H195V179H197V180H195V179L193 180V182H195L194 186H193V184H192V186L190 185L191 181H190V183H187L185 185L189 184L191 186V189H194V190L198 191V192L197 191L195 192L194 190L192 191V190L187 189L186 190L187 192L188 191H192V193L195 192V195H197L199 193L200 197L198 196L199 194L197 195V197H195V195L193 194L194 198L193 197L192 198H189V197L187 198V195H183V199L181 201V204L182 203H186V202H188L187 200H189V203H191V204H188L189 207H191L190 205H192V202H193L192 206L195 207V203H194V201H195L197 207H195L194 209L196 210V208H197V210H198V205L202 204L201 202L199 203V201H202V195L201 194L203 192V190H201L200 188L202 187V189H203V185H204V184H201V183L206 181V177H205L206 176V172L205 171H206V168L208 166L206 164H203V163H196V165L194 164L193 166L190 167V166H187V165L184 164L186 162L183 161L184 163H181L179 160H177L178 163L176 161V164L174 163L175 165H172V169H173V171H172V169L169 168L171 166L170 165L168 166V163L166 164L165 161L163 160V156H164L163 152H165L164 149L167 148L166 144L164 143V144H161V146L160 145H158ZM101 147H100V149H101ZM127 147H128V150L131 152V154L126 149ZM93 148H95V147H93ZM66 149H68V150H66ZM69 153H71V155H69ZM124 154L125 155L127 154L125 156V158H124ZM3 156L6 157V158H4ZM121 156L123 158H121ZM75 159H76V162H75ZM120 159H124V160L121 161ZM159 159H161V160H159ZM39 160H41V161H39ZM157 160L161 161L162 163L158 162ZM37 161H39V162H37ZM78 161H80V162H78ZM127 161H129V160L127 159ZM163 162L168 167L167 166L164 167L165 164ZM259 162L260 163L256 165V167L258 166L257 168H259V170H257V171L260 174V176L263 175V177L262 176L261 177H262V179H264V167H263L264 166V161H259ZM262 162H263V164L261 166H259ZM39 163H40L41 167L39 166ZM157 163L159 165L160 164L161 165L159 166ZM127 164H128V162H127ZM155 164L158 165V167L155 166ZM122 165L119 164V167L121 166V169H122ZM166 168H168V169H166ZM169 169H171V171H169ZM70 171L72 172V174H71ZM90 172H91V174H90ZM153 172H154V174H153ZM194 172H195V174H194ZM44 174L48 175V176H45L46 178L47 177L48 178L52 177V178H50L51 180L44 178L43 177ZM173 174H175V175H173ZM202 174H204V175L202 176ZM241 176H242L241 178L243 179V180L241 179V181L244 182V184L242 182V184L244 186L241 184L242 187H241L240 191L234 192L232 198L230 197V198H226L225 199V201L227 202V205L225 207L226 210L224 211V214L219 215V217L216 219L214 224L210 221L207 224L204 222L201 225L202 229L200 230L201 233L199 232L200 235L198 234V237L199 238L202 237V239H203V240L201 239L202 243L199 244L203 248L198 246L197 250L199 252H197V254L198 255H203L204 258H208L206 260L209 261L208 262L209 264H216V263L220 264V262L214 261V259L220 258L222 260L224 258L227 259V257H229L233 261V262H231V264H255V263L264 264V197H261V194L256 193V191L254 192V190H251L252 182H250V180H251V178L253 180L252 176H250V175H246L245 177L243 175H241ZM78 177H79V179H78ZM92 177H93V175H92ZM88 178H89V180L91 179L90 182H88L89 181ZM201 178H203V180ZM245 180H248L249 182L248 181L245 182ZM199 181L201 183H197ZM175 183H178V185L176 187H175V185H176ZM263 183H264V180H263ZM80 184L82 186L83 185L84 186L82 187V186H80ZM64 187H66V188H64ZM77 187L82 188V190H80V188H77ZM90 188H91V186H90ZM120 188H119L120 191L124 192L127 189V186L126 187L125 186H121ZM176 188H179L180 190H178ZM183 188H186V189H183ZM65 189H66V191H65ZM72 189H73V191H72ZM83 189H85V190H83ZM131 189H134V188H131ZM174 189H176V192H175ZM78 190L81 191V192H79ZM13 191H15V192H13ZM63 191H65V192H63ZM76 191L78 193L77 195L74 194ZM12 192L16 194L15 198L13 196H11L10 193H12ZM241 192H242V194H241ZM130 193L131 192L128 193L127 190H126L125 194H122L121 197L122 198L124 197L123 201L125 199H128V201H129L128 202V201L125 200L124 201L125 203L127 202L129 204L130 200L133 198L132 197L133 195L131 194L132 196H130ZM66 194H67V196H66ZM5 196H8V198L5 197ZM107 196H106V199L109 198ZM142 196H141V198H142ZM69 197H70V200L68 199ZM76 197H77V199H75ZM104 198H103L104 203H106V202L108 203V200H105ZM172 200H173V202H172ZM235 200L238 201V202H236ZM186 207H188V206H186ZM235 209H237V210H235ZM251 209H254V210H251ZM250 213H252V214H250ZM102 216L99 217V219L92 220V223L96 222V220H98V222L102 223V224L109 223L111 218L110 217L108 218L107 216H103V217ZM6 217H8V219ZM66 217H67V220H66ZM186 217H188V216H186ZM251 217H253V218H251ZM5 219H7V220H5ZM243 219H244V221H243ZM102 220H103L104 223L102 222ZM73 221H74V223H73ZM10 222H12V223H10ZM123 222H125V221H123ZM183 223H184V225H183ZM239 223H240V226H239ZM235 224L238 227L234 226ZM195 225L196 224H193V226H195ZM207 225H209L211 227H209ZM27 226H29V227H27ZM30 226H32V227H30ZM1 228H2V230H1ZM239 228L243 229V231H244L243 239H244L245 243H243V241H241V239H240V237L238 235ZM244 228H245V230H244ZM52 229H54V230H52ZM145 229H146V231H145ZM192 229H193V227H192ZM232 230H234L235 233ZM12 232H16L17 233V236L14 239H11V236H10ZM188 234H190V233H188ZM71 235H73V237ZM74 236L77 237L76 234L72 233V234L69 235V237H67L65 239L67 241L66 243H68L69 246H70V241H71V245H72L73 248H74L73 244L76 243L75 241L77 239V238H75V241H74L73 240ZM186 238H188V239H186ZM16 240H17V242H16ZM132 242H133V244H132ZM192 242H194V243H192ZM207 242L210 243L209 249L206 246ZM57 243H59V244H57ZM225 243H227V244H225ZM68 244H66V245H68ZM184 244H185V246H184ZM13 245H14V247H13ZM27 245H30V247L27 246ZM187 246H189V248H187ZM25 248H26V250H25ZM225 248H226V250H224ZM21 249L23 250V252H21L22 251ZM190 249H191V252H190ZM68 250H69V247H68ZM70 250H71V248H70ZM217 251H218V253H217ZM182 252H183V255H182ZM247 254H248V256H247ZM60 255H61L62 258H64V255H66V254L63 253V254H60ZM214 257H216V258H214ZM12 258L13 259L15 258V259L13 260ZM225 259L222 260V261H225ZM251 259H252V261H251ZM7 260H8V262H7ZM193 260H194L193 262H195V264H197V262L199 261V258H194ZM23 261H24V263H23Z\"/></svg>","mask_w":264,"mask_h":264}]
</instances>
